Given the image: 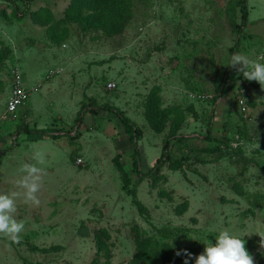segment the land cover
Listing matches in <instances>:
<instances>
[{
	"label": "rangeland",
	"instance_id": "rangeland-1",
	"mask_svg": "<svg viewBox=\"0 0 264 264\" xmlns=\"http://www.w3.org/2000/svg\"><path fill=\"white\" fill-rule=\"evenodd\" d=\"M70 1L0 0V192L43 158L40 204L17 198L25 227L0 236V264H194L224 229L264 264V89L231 66L264 56V0H246L233 54L237 0ZM16 74L37 90L7 113ZM166 139L176 162L154 171Z\"/></svg>",
	"mask_w": 264,
	"mask_h": 264
},
{
	"label": "clouds",
	"instance_id": "clouds-1",
	"mask_svg": "<svg viewBox=\"0 0 264 264\" xmlns=\"http://www.w3.org/2000/svg\"><path fill=\"white\" fill-rule=\"evenodd\" d=\"M242 72L244 79L257 82L264 89V56L252 60L247 57L233 54L231 66ZM37 163L21 165L22 177L16 182L19 191L0 192V236L19 243L20 234L24 230V222L15 218L17 198L23 196L25 203L39 205L37 193L41 187L43 169L37 164L43 163V158L36 157ZM203 251L195 257L194 264H253V259L245 248V240L230 230H220L213 240L201 241ZM264 245V241L261 242ZM179 254V253H177ZM189 258L191 253L185 251ZM188 264V260H185Z\"/></svg>",
	"mask_w": 264,
	"mask_h": 264
},
{
	"label": "trees",
	"instance_id": "trees-1",
	"mask_svg": "<svg viewBox=\"0 0 264 264\" xmlns=\"http://www.w3.org/2000/svg\"><path fill=\"white\" fill-rule=\"evenodd\" d=\"M79 2H80V0H71L69 5H68V7H67L68 10H70L72 8L76 12L80 11L79 10L80 9ZM245 2H246V0H237L236 1V4H237V6L240 9V23L234 25L235 40H234L233 46L230 48L231 54H233L235 52L236 47L238 46L240 31L242 30V28H243V26H244V24L246 22L247 8H246ZM25 9H26V7H25ZM25 9H23V10H25ZM28 11H29V9H28ZM21 12H23V11L21 10ZM230 72H231L230 68H229V66H227L226 70H225V73H224V76H223V83H222V85H219V87H217V92H218L217 95L218 96H224V94L226 93L227 88H225L223 86H224L225 80L229 77ZM88 110H89L88 112H90L92 114L93 113L97 114V112L100 111V110H109L112 113L117 114V117H121L120 121H121V123L124 126L125 133L130 136L129 139L130 138L131 139L140 138V137H136L138 135V131H139L138 128L136 126H134L132 124V122L128 118L122 116L121 115V111L118 108H116L114 106H109V105H100V106L88 107ZM84 112L85 111L82 110V114L77 117V121H80V124L78 126H80L82 121H83V115L85 114ZM22 129H23L22 133H25V134H44V135H50L51 138H57L58 136L61 137L63 135H66L68 138H71L72 140H74V137H72L70 135V131H66V132L63 133L61 130H59L56 127H54V128H46V129H30L29 126L25 125V126L22 127ZM168 142H169L168 139H166L164 141V144H163V147H162L161 156H160L159 159H157L156 164L152 168V169H154V171H157V170H159V168L162 167V165L164 164L163 163L164 160L166 162H168V163L176 162L174 159H172L171 155L168 152V144H169ZM0 151H2V154H3L5 152H8L9 148H4V149H2ZM175 167H178V166H175ZM121 174H122L123 187L127 188V182L128 181H127L124 173H121ZM136 206H137V208H138V210L140 212L144 211V207L140 203H136ZM32 249L36 250V251L39 250V248L34 247V246H32Z\"/></svg>",
	"mask_w": 264,
	"mask_h": 264
},
{
	"label": "built area",
	"instance_id": "built-area-1",
	"mask_svg": "<svg viewBox=\"0 0 264 264\" xmlns=\"http://www.w3.org/2000/svg\"><path fill=\"white\" fill-rule=\"evenodd\" d=\"M56 73V70H50L48 72L49 77L53 76ZM17 76V74H16ZM20 83V84H19ZM15 87L13 88V92L11 97L9 98V100L7 101L6 104V111L7 113H14L18 110L19 106L22 105L24 103V101L27 98V95H29V93L31 91L35 92L37 90V87H31L29 89H25L22 85H21V77L17 76L16 80H15ZM107 88L112 89L115 87L114 83L108 82L107 83ZM23 87V88H21ZM239 104H243V101L240 100ZM244 106V105H242Z\"/></svg>",
	"mask_w": 264,
	"mask_h": 264
}]
</instances>
